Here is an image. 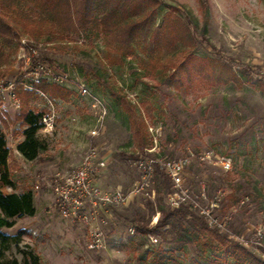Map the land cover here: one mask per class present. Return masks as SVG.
<instances>
[{
  "label": "rangeland",
  "instance_id": "374dc122",
  "mask_svg": "<svg viewBox=\"0 0 264 264\" xmlns=\"http://www.w3.org/2000/svg\"><path fill=\"white\" fill-rule=\"evenodd\" d=\"M161 1L181 7L195 20L197 32L205 29V37L215 51L196 44L194 56L230 67L241 86L200 75L185 86L175 87L159 75L138 68L135 60L129 59L121 67L110 66L99 38L74 37L68 43H47L44 36L35 39L17 30L11 39L15 47L5 49L9 56L0 59V89L8 83L21 82L17 86L30 91L23 84L33 83L34 74L44 69L61 78L62 85L49 79L38 82L71 92L74 104L60 107L52 133H38L46 150L27 163L13 153L14 141L21 133L17 125L21 109L15 113L8 95L0 92V129H15L12 140L6 136L11 151L9 176L17 188L31 190L36 196L34 216L15 219L12 228L2 229L7 235L21 236L19 245L6 253L7 258L19 260L21 251H32L41 264H235L224 259L217 244L201 246L196 237L204 235L199 232L189 230L192 234L177 236L143 235L138 231L137 224L149 221V228L156 226L160 216L156 210L158 200L162 207L169 208L167 198L176 191L165 175L170 184L165 193L162 179L155 173L151 183L154 197H134L126 205L98 216L104 246L90 247L89 227L60 217L47 181L56 172H68L79 164L57 167V151L69 148L81 159L87 146L93 144L107 159L98 184L103 189L125 192L140 179L135 166L138 158L176 160L188 151L204 150L228 156L232 164L228 172L192 161L184 173L183 187L192 197L204 192L199 206L208 208L224 224L223 232L234 235L232 239L264 260V91L254 86L256 80L264 78V0H206L205 8L201 0ZM72 81L104 103L103 129L94 140L89 131L95 125L96 110ZM146 101L153 109L152 117L143 106ZM127 115L143 125L142 130L139 128L145 139L143 148H139L138 138L132 139ZM40 164L47 167L40 169ZM156 169L162 171L159 166ZM36 184L38 191L34 190ZM4 191L11 189L6 187ZM229 195L232 200L227 198ZM212 202H218L217 208H211ZM147 203L153 205L152 215ZM129 228H133V234ZM257 231H261V239ZM149 236L157 239L152 247ZM159 249L164 254L160 255Z\"/></svg>",
  "mask_w": 264,
  "mask_h": 264
},
{
  "label": "trees",
  "instance_id": "16d2710c",
  "mask_svg": "<svg viewBox=\"0 0 264 264\" xmlns=\"http://www.w3.org/2000/svg\"><path fill=\"white\" fill-rule=\"evenodd\" d=\"M201 3L205 8L206 0H201ZM195 25V20L181 7L161 0H0V59L5 57V49L15 47L11 39L17 30H23L35 39L44 36L47 43H68L74 37L99 38L110 66L121 67L129 59L135 60L138 68L159 75L175 87L185 86L194 76L200 75L213 77L222 84L241 86L240 78L230 67L194 56L196 44L215 51L205 37V29L197 32ZM64 46L68 48V45ZM31 84L52 100L59 98L68 102L73 95L44 81ZM254 86L264 91V78L256 80ZM15 94L21 104L18 120L25 126L23 140L16 145V150L25 160L33 161L46 150L45 142L38 137L42 113L32 111L29 106L39 96L35 91H26L22 87H18ZM121 103L123 107L126 105L122 99ZM143 106L147 115L152 117L150 104L146 101ZM127 117L132 139L138 138V146L143 148L145 139L140 136L142 123L137 124ZM9 156L5 136L0 129V264H41L32 251H21L19 260L6 256L12 247L19 245L21 236L7 235L2 229L12 228L15 219L32 217L36 213L31 190L21 193L4 191V188L12 187L7 165ZM155 174L161 177L165 193L169 192L170 184L164 172L155 169ZM227 198L232 200L233 196ZM146 205L152 215L155 211L153 205ZM156 206L160 216L155 227L149 228V221L136 225L143 235L174 233L180 236L181 233L192 234L189 231L192 230L193 234L199 232L204 235L203 238L196 237L201 246L208 248L213 243L217 244L225 260L230 259L235 264H264L263 259L232 239L234 235L209 227L204 217L190 205L164 208L158 200ZM159 254H164L161 249Z\"/></svg>",
  "mask_w": 264,
  "mask_h": 264
},
{
  "label": "built area",
  "instance_id": "2783aa9c",
  "mask_svg": "<svg viewBox=\"0 0 264 264\" xmlns=\"http://www.w3.org/2000/svg\"><path fill=\"white\" fill-rule=\"evenodd\" d=\"M40 79L54 80L57 84L62 85L61 78L54 77L48 70L40 69L34 74L32 80L33 83H37ZM72 83L77 86L81 96L91 100V108L96 110L95 125L89 131L91 140H94L103 129L104 117L106 115L104 103L102 100L92 97L83 85H78L75 81H72ZM19 84L22 83H8V85L0 89V92H5L8 95L9 106L15 113H19L21 109L20 102L15 94L17 85ZM23 87L27 90L35 91L46 100L48 109L40 117L39 123L41 124V128L38 133H52L57 119L54 104L50 100H47L43 93L35 90L30 83L23 84ZM17 125L19 126L20 124L18 123ZM14 131L15 129L13 127H10L7 131L2 130L5 139L6 136L11 139ZM154 147L149 149V151L155 149ZM194 160L201 164L215 165L224 172L230 171L232 167L231 160L228 156L219 154L213 150H204L201 152L188 151L186 156L176 160H167L158 157L153 159L138 158L135 161V166L141 176L133 187L127 192L121 189L107 190L98 184V178L106 168L107 159L100 154L98 147L89 144L78 166L68 172H56L48 179L47 185L54 197V205L60 217L64 220L74 221L89 227L88 230L91 240L89 246L93 248L99 249L104 246L103 233L98 226L99 222H101L98 216L106 215L107 211L111 208L126 205L134 197H142L147 200L154 197V190L151 188V183L154 178L156 166H159L165 173L176 190L173 195H169L167 198L169 208L177 209L182 204H188L193 210H196L204 217L209 227H215L223 231L226 229L224 224L218 221L217 217H214L208 208L204 209L199 206L203 198H205L204 192H201L199 195L193 194L194 196L192 197L187 187H183L184 173ZM9 163L7 161V165ZM34 190H40L38 184L34 186ZM210 206L211 208H217L218 202H212ZM93 224H95L94 227ZM129 233H134L133 228H129ZM256 235L258 239H261L263 236L261 231H257ZM148 238L150 247L157 243L156 238L152 236Z\"/></svg>",
  "mask_w": 264,
  "mask_h": 264
},
{
  "label": "crops",
  "instance_id": "0c3cea01",
  "mask_svg": "<svg viewBox=\"0 0 264 264\" xmlns=\"http://www.w3.org/2000/svg\"><path fill=\"white\" fill-rule=\"evenodd\" d=\"M51 102L55 105V109L57 110V115L58 116L60 114L59 110H60L61 106L66 107V106H72V104H74V101H70L69 100L68 102H66V101H63L62 99H59V98L55 99V100L51 99ZM29 106H30L32 111H34L36 113L40 112L42 114L45 113L47 111V109H48L47 108L48 105H47L46 100L41 98V97H38V99H36L34 101H31ZM17 123H19L20 126H21V133H20V135L17 136V140L14 141L15 144H14V147H13V153H15L17 156H19L25 162L31 163V162L35 161L36 159L33 160V161H27L16 150V145L23 140L22 132L25 129V126L21 123V121L18 120ZM73 140H74V138H73ZM9 155H11V151H9ZM75 156L76 155L74 154V151L72 149H69V148L63 149L61 151H57L56 155H55V159H56L57 163L55 165L57 167H60V168H67V167L71 166V164H73V162H78L79 163L80 162V157H75ZM104 157L106 158V156H104ZM8 161L10 162L9 159H8ZM46 167L47 166L45 164H40V169H45ZM10 180L12 182V187H8V188H10L11 191H13L15 193H21L23 191H26V190H23L22 188H20V189L17 188L16 183H14V181H13V179H11V177H10ZM35 197L36 196L33 194V201L35 200ZM34 207H35V201H34ZM35 211H36V208H35Z\"/></svg>",
  "mask_w": 264,
  "mask_h": 264
}]
</instances>
